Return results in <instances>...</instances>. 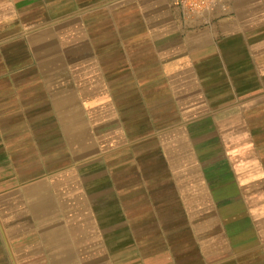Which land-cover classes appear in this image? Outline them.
Masks as SVG:
<instances>
[{
  "label": "crops",
  "instance_id": "crops-1",
  "mask_svg": "<svg viewBox=\"0 0 264 264\" xmlns=\"http://www.w3.org/2000/svg\"><path fill=\"white\" fill-rule=\"evenodd\" d=\"M0 264H264V0H0Z\"/></svg>",
  "mask_w": 264,
  "mask_h": 264
},
{
  "label": "built area",
  "instance_id": "built-area-1",
  "mask_svg": "<svg viewBox=\"0 0 264 264\" xmlns=\"http://www.w3.org/2000/svg\"><path fill=\"white\" fill-rule=\"evenodd\" d=\"M216 0H175V5L181 10L186 18L200 17L210 9Z\"/></svg>",
  "mask_w": 264,
  "mask_h": 264
}]
</instances>
